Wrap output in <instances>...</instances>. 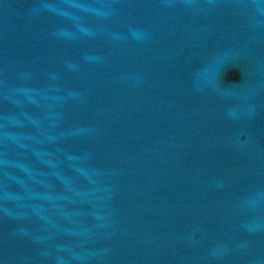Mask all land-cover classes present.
Masks as SVG:
<instances>
[{"label": "water", "instance_id": "1", "mask_svg": "<svg viewBox=\"0 0 264 264\" xmlns=\"http://www.w3.org/2000/svg\"><path fill=\"white\" fill-rule=\"evenodd\" d=\"M0 264H264V0H0Z\"/></svg>", "mask_w": 264, "mask_h": 264}]
</instances>
